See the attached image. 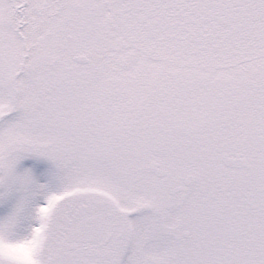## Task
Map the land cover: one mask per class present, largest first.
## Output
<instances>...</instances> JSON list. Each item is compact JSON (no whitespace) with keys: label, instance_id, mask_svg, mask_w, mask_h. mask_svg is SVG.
<instances>
[{"label":"snow or ice","instance_id":"6c2138e0","mask_svg":"<svg viewBox=\"0 0 264 264\" xmlns=\"http://www.w3.org/2000/svg\"><path fill=\"white\" fill-rule=\"evenodd\" d=\"M0 264H264V0H0Z\"/></svg>","mask_w":264,"mask_h":264}]
</instances>
